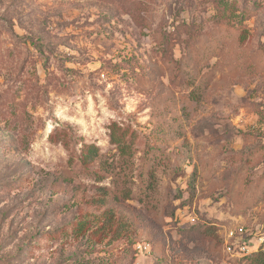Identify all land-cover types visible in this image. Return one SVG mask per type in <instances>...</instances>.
Segmentation results:
<instances>
[{
  "label": "rangeland",
  "instance_id": "374dc122",
  "mask_svg": "<svg viewBox=\"0 0 264 264\" xmlns=\"http://www.w3.org/2000/svg\"><path fill=\"white\" fill-rule=\"evenodd\" d=\"M230 2L0 0V264L264 248V0Z\"/></svg>",
  "mask_w": 264,
  "mask_h": 264
},
{
  "label": "trees",
  "instance_id": "16d2710c",
  "mask_svg": "<svg viewBox=\"0 0 264 264\" xmlns=\"http://www.w3.org/2000/svg\"><path fill=\"white\" fill-rule=\"evenodd\" d=\"M221 4L225 11H230V15H236V19H239L240 21H243L245 19V16L243 13L238 14L236 10V6L230 2V0H221ZM111 131V141L118 147V150L120 153L124 156H128L131 154V141L132 138H127L125 131L120 132L119 127L117 124H113ZM98 151L97 148L94 145L88 146L87 151L83 154V161H88L90 159H93L97 155ZM78 226L76 227L77 231H81L84 228L85 221H79ZM194 235L193 237H196L197 235L195 233L190 234L189 236ZM246 259L247 264H264V248H260L244 257Z\"/></svg>",
  "mask_w": 264,
  "mask_h": 264
}]
</instances>
